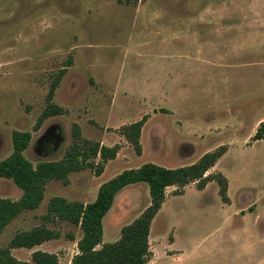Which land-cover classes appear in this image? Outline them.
<instances>
[{"label":"rangeland","instance_id":"rangeland-1","mask_svg":"<svg viewBox=\"0 0 264 264\" xmlns=\"http://www.w3.org/2000/svg\"><path fill=\"white\" fill-rule=\"evenodd\" d=\"M54 81L52 102L63 112L39 123ZM142 117L138 155L121 129ZM262 121L264 0H0V160L12 152L13 130L31 133L23 155L33 165L59 160L76 139L75 124L80 139L119 147L100 174L96 157L65 182L50 179L39 206L2 230L0 246L44 225L59 237L11 254L32 263L39 249L69 264L81 229L47 216L51 197L86 203L123 169L148 161L186 165L224 145L206 174L227 177L230 203L215 181L202 190L189 183L181 195L167 187L145 264H243L248 253L264 256V235L249 220L242 236L230 235L242 227L235 211L251 209L250 200L264 192V138L252 139ZM20 195L0 177V196ZM148 204L145 183L122 188L103 218V242L117 240Z\"/></svg>","mask_w":264,"mask_h":264},{"label":"trees","instance_id":"trees-1","mask_svg":"<svg viewBox=\"0 0 264 264\" xmlns=\"http://www.w3.org/2000/svg\"><path fill=\"white\" fill-rule=\"evenodd\" d=\"M57 81H54L47 95L48 104L38 122L47 116L59 114L63 109L52 102ZM146 117L124 125L121 134L133 146L136 154L141 153L139 141ZM264 121L260 122L252 136L253 140L264 138ZM74 141L59 160L39 161L33 165L23 155L31 133L13 130L11 134L13 149L0 160V177L11 179L21 189V195L13 200L0 196V233L5 226L21 212L39 206L44 196V188L50 179L67 181L72 171L93 167L90 158L99 157L101 164L96 172L100 174L103 163L113 159L118 145L106 146L97 141L79 138V129L74 125ZM226 152L221 145L206 151L194 162L177 167H165L154 162H144L135 168H126L102 182L92 201L67 200L53 196L47 203V216L69 221L78 225L81 236L77 241V253L69 264H145L152 253L149 249L148 235L152 220L166 198V188L175 186V194L183 193L185 185L194 183L195 188L203 189L210 181H215L218 194L224 203L227 195L228 179L221 171L206 174ZM143 182L148 187L149 204L130 223L122 226L119 238L113 242H103V218L113 204L115 195L125 186ZM59 237V233L44 225L30 230L17 231L7 246H0V264H58L57 256L43 250H34L31 261L14 257L11 248H32L44 241Z\"/></svg>","mask_w":264,"mask_h":264},{"label":"crops","instance_id":"crops-1","mask_svg":"<svg viewBox=\"0 0 264 264\" xmlns=\"http://www.w3.org/2000/svg\"><path fill=\"white\" fill-rule=\"evenodd\" d=\"M106 146H108V145H106ZM192 184L194 185V183H192ZM228 184H229V182H228ZM185 187H186V185H185ZM185 187L183 189V193L185 191ZM194 187H195V185H194ZM200 190H202V189H200ZM183 193H181V194H183ZM181 194H175V195H181ZM227 195H228V187H227ZM262 195H264L263 191L259 192L258 195H256L252 200H250V203L254 205L251 209L248 210V209H246L247 206H245L244 208H239V209H237L235 211L234 215H238V216L241 217L242 227L235 228L232 232H230L231 233L230 235L232 237L236 238L237 236H242L244 234V231L247 230L245 227H247V225H248V223H247L248 220L250 221V222L249 221L248 222L252 225L253 228H255L254 230H257V233L260 236L264 235V206L260 205V201H261V196ZM168 197L169 196H167V194H166L165 201H166V199ZM228 198H229V196H228ZM163 203H162V205H163ZM228 203H230V198H229V202ZM162 205H161V207H162ZM155 216H154V218H155ZM152 222H153V220H152ZM150 229H151V226H150ZM149 235H150V232H149ZM149 235H148V241H149ZM173 241H174V237L172 238L171 242L173 243ZM179 258H180V256H176V259H179ZM245 258L246 259H245L243 264H264V256L257 257V256H255V255H253L251 253H248V254L245 255Z\"/></svg>","mask_w":264,"mask_h":264}]
</instances>
